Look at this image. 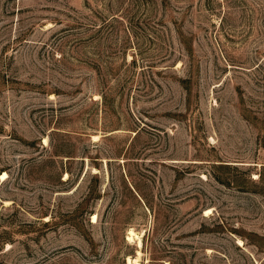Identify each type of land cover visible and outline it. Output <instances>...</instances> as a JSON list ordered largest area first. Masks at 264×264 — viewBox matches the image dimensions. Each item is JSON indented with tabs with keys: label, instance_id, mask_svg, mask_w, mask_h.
Returning a JSON list of instances; mask_svg holds the SVG:
<instances>
[{
	"label": "rangeland",
	"instance_id": "obj_1",
	"mask_svg": "<svg viewBox=\"0 0 264 264\" xmlns=\"http://www.w3.org/2000/svg\"><path fill=\"white\" fill-rule=\"evenodd\" d=\"M2 173L0 264H264V0H0Z\"/></svg>",
	"mask_w": 264,
	"mask_h": 264
},
{
	"label": "bare ground",
	"instance_id": "obj_2",
	"mask_svg": "<svg viewBox=\"0 0 264 264\" xmlns=\"http://www.w3.org/2000/svg\"><path fill=\"white\" fill-rule=\"evenodd\" d=\"M95 138L97 137V136H94ZM44 141L46 142V139H44ZM7 176V174L6 173H2V174H0V178L1 179H4L5 177ZM206 211H210L209 209L208 210H206ZM96 218H97V216L94 214L93 216H92V221L93 222H95V220H96ZM134 236H136V234L132 231V230H129V233H128V239H130V240H132V238H134ZM137 240H138V245L140 246L141 245V240H140V237L139 236H137ZM136 240V239H135ZM130 242V241H129ZM136 244H137V242H136ZM241 245V244H240ZM129 261H131L129 258H128V262ZM134 261L138 264V261H137V259H134Z\"/></svg>",
	"mask_w": 264,
	"mask_h": 264
}]
</instances>
